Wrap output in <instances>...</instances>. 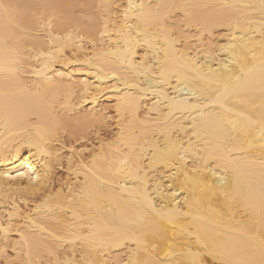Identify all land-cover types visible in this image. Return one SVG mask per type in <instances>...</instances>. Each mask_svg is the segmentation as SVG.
Instances as JSON below:
<instances>
[{"label":"bare ground","instance_id":"bare-ground-1","mask_svg":"<svg viewBox=\"0 0 264 264\" xmlns=\"http://www.w3.org/2000/svg\"><path fill=\"white\" fill-rule=\"evenodd\" d=\"M0 3L4 264H260L264 0ZM111 112L89 156L59 142Z\"/></svg>","mask_w":264,"mask_h":264},{"label":"rangeland","instance_id":"rangeland-1","mask_svg":"<svg viewBox=\"0 0 264 264\" xmlns=\"http://www.w3.org/2000/svg\"><path fill=\"white\" fill-rule=\"evenodd\" d=\"M77 7L78 8H75V9H77V10H75V14L76 15L75 14L74 15L75 16L79 15L78 17H84L83 16L84 11L86 12L87 8L84 7V6H81V7L77 6ZM82 10H83V12H82ZM92 12L95 13L96 9H93ZM179 15H180V13H175L174 16H172V17H174L176 19V18L180 17ZM193 29H194L193 27H192V29L189 28V27H186V30H188V31L190 30V32H192V33L195 32V29L194 30ZM214 34L215 35H222L223 34V30L222 29H219L218 31L215 30ZM105 105H107V103H105ZM76 114L78 115L77 112L76 113H68L66 115L71 116L72 118H75L77 116ZM110 117L111 118L106 119L104 121V123L100 124V125H95V126H89L88 127V125L83 124L81 126V130L78 133H76V134H71L68 129L61 130L60 138H59L60 141L59 142H61V144H63L67 148L72 146L75 149H77L79 151H82L83 154H85V156H89L88 155L89 153H91L93 150H96L98 148L100 139H102V140L104 139V140L107 141V140H110L113 137H115V134H116V131H117L115 114L113 112H111ZM61 144L59 143L58 145L60 146ZM95 147H97V148H95ZM63 152H62L63 154L61 153V155H62V157H60L61 159L59 160V162H55V164L53 166V170H52V172H53L52 176L54 175L53 176V187H54V190H56L57 187L60 186V184L64 185L68 181V177H67V173H68L67 172V160L65 158L67 156L68 150L65 149V151H63ZM66 179H67V181H66ZM12 252L13 251L11 249L8 250V257L7 258H9L10 261H12V258L14 257L13 258L14 259L13 260L14 264H20L21 262L19 260H16L15 256H12L13 255ZM10 254H12V255H10ZM10 256H11V258H10ZM1 259H3V258H1ZM3 260L5 261V259H3ZM3 260L0 261L1 264L2 263L4 264Z\"/></svg>","mask_w":264,"mask_h":264},{"label":"snow or ice","instance_id":"snow-or-ice-1","mask_svg":"<svg viewBox=\"0 0 264 264\" xmlns=\"http://www.w3.org/2000/svg\"><path fill=\"white\" fill-rule=\"evenodd\" d=\"M17 6L16 5H10V4H4V3H0V8H2L6 13H10V10L15 9ZM24 175V173H20V176L22 177ZM137 243V249H134L132 251V255H135L136 252L138 251V247H139V242ZM167 255V254H166ZM114 264H141V261L139 259L133 261L131 256H129V258L127 260H124L122 262L117 261L114 262ZM159 264H166L165 261H160ZM200 264H204L203 261H200ZM260 264H264V259H262L260 261Z\"/></svg>","mask_w":264,"mask_h":264}]
</instances>
